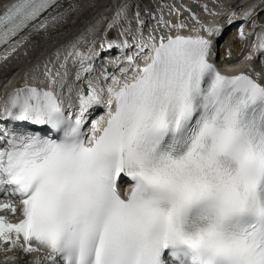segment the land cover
<instances>
[{
	"label": "snow or ice",
	"instance_id": "obj_1",
	"mask_svg": "<svg viewBox=\"0 0 264 264\" xmlns=\"http://www.w3.org/2000/svg\"><path fill=\"white\" fill-rule=\"evenodd\" d=\"M59 8L0 6V61L62 20ZM256 47L264 53V36ZM212 53L199 31L161 37L130 80L112 78L87 142L96 87L74 119L50 73L46 89L14 87L0 104V118L21 126L0 130V210L15 214L18 200L21 219L0 215V249L19 243L50 264H264V85L222 74Z\"/></svg>",
	"mask_w": 264,
	"mask_h": 264
},
{
	"label": "bare ground",
	"instance_id": "obj_2",
	"mask_svg": "<svg viewBox=\"0 0 264 264\" xmlns=\"http://www.w3.org/2000/svg\"><path fill=\"white\" fill-rule=\"evenodd\" d=\"M145 0H69L66 5L61 6L58 11L64 14V18L58 21L55 26L49 27L47 30H41L35 35L31 36L28 41H26L22 46H20L14 53L9 55L5 60L0 61V83L5 79V75L10 72L25 71L29 66H36L39 73H48L52 71V75L55 78L63 81V88L59 89V94L65 102L71 104L77 103L78 97L76 93L79 87L78 78L84 77L88 82L94 86L102 89L115 88L116 86L112 83V78L107 76L100 78L98 74L86 75L84 69H100V63L103 60L110 61L108 66L114 67L117 64L118 67L124 69V65L121 62L125 59V56L132 57L136 52L140 53L139 60L140 63L146 62L144 56L145 52H149L154 43L159 42L161 36L156 31H144V27L140 26L142 21L140 17L141 6H143ZM186 5L196 6V15L192 14L188 21V27L184 25L179 26L180 31H184L186 28L188 30L203 33V24H212L215 20L219 19L220 22L229 21L232 25L226 30L220 29L218 34H213L209 37L212 41L213 47L222 42L224 37L227 38L226 42L232 47H237L238 52H241L243 43H240V37L242 32L233 30L239 23L244 24V26L250 27L255 25L256 19L259 16L264 15V0H183ZM8 3V0H0V6ZM179 2L178 0H154L155 11L162 12V23H165V18L172 14ZM129 10L130 14L136 13L137 17L130 15L129 21L124 20L123 11ZM152 9L150 12L152 13ZM154 11V12H155ZM122 13V15L120 14ZM116 18V23H121L124 31L129 34L128 39L123 41L121 39L122 31L119 34L117 30L118 37L115 40L117 42L118 48L125 51L118 52L117 55H99L101 51L95 50L91 55L80 59L76 54V45L80 43L81 39L87 38V36L94 37L98 32L101 31L103 27L102 22H108L109 18ZM100 18V19H99ZM183 19V18H181ZM101 20V22H97ZM245 22V23H244ZM160 26L159 23H154V27ZM257 27L256 34H254L249 42L247 43L245 52H250L254 50L256 54L253 59L247 58L249 62V67L246 65H241L243 69L250 71V73L264 83V64H261V59L264 61V53H262L256 46L259 42L261 36H264V25H259ZM117 27V25H116ZM174 23L170 24V31L167 33L174 34L177 32ZM218 28V27H217ZM245 28V29H246ZM118 29V27H117ZM129 29V30H127ZM136 29V30H135ZM244 29V28H243ZM127 30V31H126ZM186 31V30H185ZM243 31V30H242ZM226 33L229 35L225 37ZM245 33V32H244ZM127 34V36H128ZM246 34V33H245ZM125 36V35H124ZM164 38L166 36H163ZM124 39V38H123ZM245 41V40H244ZM122 43V44H120ZM222 45V44H220ZM133 47L126 52V49ZM141 48H145L143 53L140 52ZM105 49V48H104ZM216 50L215 59L218 60ZM244 52V53H245ZM111 53V52H110ZM113 54V53H112ZM69 57L66 59V56ZM223 62L226 63L227 54H224ZM103 57V59H101ZM39 59V61H38ZM79 64L80 66H77ZM85 67H81V65ZM233 68V65H225L224 70ZM32 71H35L32 70ZM116 79L124 82L125 80H130L134 74L124 72H115ZM14 79L10 77V83H14ZM84 81V79L82 80ZM67 82V84H66ZM70 94V96H68ZM2 95V94H1ZM73 101V102H72ZM75 101V102H74Z\"/></svg>",
	"mask_w": 264,
	"mask_h": 264
},
{
	"label": "rangeland",
	"instance_id": "obj_3",
	"mask_svg": "<svg viewBox=\"0 0 264 264\" xmlns=\"http://www.w3.org/2000/svg\"><path fill=\"white\" fill-rule=\"evenodd\" d=\"M121 14V13H120ZM264 18V15H262V16H259L257 19H256V23H255V25H253V26H250V27H245L244 26V24H242V23H239V24H236L237 26L233 29V30H235V32H236V30L237 31H239V33L240 32H242V34L241 35H244V36H241L239 39H240V43H243V47H242V49L245 47V46H247V43L249 42V40H250V38L254 35V34H256V32H257V30H255V29H258L257 27H260L259 26V24H261L262 23V19ZM110 20H112L113 19V21L114 22H116V18H109ZM109 20V21H110ZM120 23H121V20H120ZM120 23L118 22V23H116V25H117V27H118V33H119V31L121 30L122 31V35H121V39L123 40V41H125V39L127 38L128 39V37H129V34L127 33V32H125L124 30V27L122 28V26L120 25ZM245 23V22H244ZM261 25H264V20H263V23L261 24ZM244 28V29H243ZM246 28V29H245ZM248 28H250V29H248ZM251 29H253L252 31H251ZM127 30H129V29H127ZM126 30V31H127ZM136 30V29H135ZM243 30V31H242ZM246 34H245V33ZM127 34H128V36H127ZM227 34H230V33H226V35H225V37H228L229 35H227ZM252 34V35H251ZM125 35V36H124ZM249 35V36H248ZM250 35H251V37H250ZM250 37V38H249ZM124 38V39H123ZM126 39V40H127ZM226 39L227 38H223V40H222V42L220 43V44H222V45H217V53L218 54H220L219 55V57H224L225 55L223 54L225 51H227L228 50V47H227V45L230 47V56L231 57H233V58H237L238 57V55L240 54V52H238L239 51V49L237 48V47H232L230 44H228L227 42H226ZM245 40V41H244ZM227 44V45H226ZM215 49H216V47H215ZM229 53H228V55H229ZM69 57V55H67L66 56V59ZM220 61H221V59H220ZM261 64H264V61L261 59ZM81 67H85V65L83 66V64L81 65ZM49 73H51L52 74V71H48ZM66 84H67V82H66ZM68 96H70V94L68 95Z\"/></svg>",
	"mask_w": 264,
	"mask_h": 264
}]
</instances>
